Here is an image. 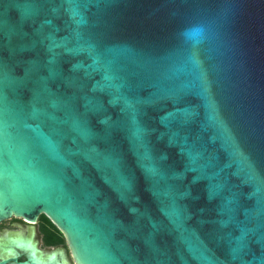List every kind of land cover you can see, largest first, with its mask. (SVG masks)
Instances as JSON below:
<instances>
[{"label": "water", "instance_id": "95a60500", "mask_svg": "<svg viewBox=\"0 0 264 264\" xmlns=\"http://www.w3.org/2000/svg\"><path fill=\"white\" fill-rule=\"evenodd\" d=\"M41 215L75 264H264V0H0V222Z\"/></svg>", "mask_w": 264, "mask_h": 264}, {"label": "flooded vegetation", "instance_id": "af4514ba", "mask_svg": "<svg viewBox=\"0 0 264 264\" xmlns=\"http://www.w3.org/2000/svg\"><path fill=\"white\" fill-rule=\"evenodd\" d=\"M42 224L43 222L41 220V216L34 223L28 222L23 218H17V217H12L10 219L1 221L0 222V262L8 261L7 264H16L14 261H12L15 255H19L18 256L19 262L27 261L28 257L31 254L30 251L25 252L18 246L13 245L14 243L13 240L15 238L22 237L29 241H32L35 245H37V247H39V244L37 243V240L34 237V232L36 229L38 230L42 242V247H52V248L59 247V246H47L45 244L44 234L42 232V226H43ZM65 248L67 249L68 245ZM39 249L41 248L39 247ZM60 252L61 251H52L51 253H48L46 256L56 253L58 259L60 260V256H59ZM67 261H68V257H67Z\"/></svg>", "mask_w": 264, "mask_h": 264}, {"label": "trees", "instance_id": "16d2710c", "mask_svg": "<svg viewBox=\"0 0 264 264\" xmlns=\"http://www.w3.org/2000/svg\"><path fill=\"white\" fill-rule=\"evenodd\" d=\"M43 222L42 232L44 234V242L47 246H67L65 235L57 228L55 224L45 215H41Z\"/></svg>", "mask_w": 264, "mask_h": 264}, {"label": "rangeland", "instance_id": "374dc122", "mask_svg": "<svg viewBox=\"0 0 264 264\" xmlns=\"http://www.w3.org/2000/svg\"><path fill=\"white\" fill-rule=\"evenodd\" d=\"M14 230H15V229H14ZM36 234H37V240H38L39 247L41 248V249H40L41 251H45V250H56V249H65L70 264H75V261L73 260L72 255H71V252H70V250H69L68 248L66 249L65 246H59V247H57V248H52V247H42V242H41V239H40V236H39V233H38V230H37V229H36Z\"/></svg>", "mask_w": 264, "mask_h": 264}]
</instances>
